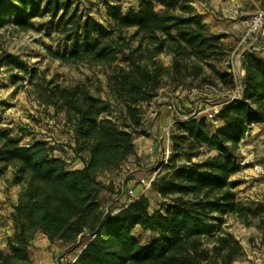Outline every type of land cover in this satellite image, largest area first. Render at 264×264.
Listing matches in <instances>:
<instances>
[{
	"label": "trees",
	"instance_id": "1",
	"mask_svg": "<svg viewBox=\"0 0 264 264\" xmlns=\"http://www.w3.org/2000/svg\"><path fill=\"white\" fill-rule=\"evenodd\" d=\"M156 2L163 8L158 13ZM71 0H0L1 31L11 25L19 31H41L37 18L57 21L68 46L54 57L66 61L112 64L125 55L127 68L110 78L114 100L125 113L115 119L112 104L94 94L86 85L53 86L47 102L66 113L74 131L75 157L88 155L83 169L55 155L50 141L21 144L9 130L0 131V175L11 169V185L21 186L11 220L14 235L8 237L10 253L0 248V264H32L29 247L38 234L50 242L76 246L86 234L91 237L72 264H233L243 247L223 226L226 216L247 222L248 209L237 199L232 180L241 170L240 144L253 124L264 123V58L247 53L242 99L224 104L217 115L226 129L211 131L205 117L178 124L171 137L172 156L165 172L152 189L166 201L164 211L150 212L149 200L140 196L116 213L104 216L100 194L106 186L99 176L122 167L136 153L135 133L143 124V105L158 94L164 73L183 78L198 76L201 66L189 72V62L207 63L224 56V34L211 33L194 8L180 0H140L137 9L124 12L119 4L104 2L114 23L108 29L91 15H70ZM135 29L140 36L136 51L126 54L128 39L122 33ZM118 34V36H117ZM150 62L134 57L142 43ZM172 55L173 64L164 68L154 60L156 53ZM0 59V72L6 66ZM183 68V69H182ZM20 69H26L20 66ZM30 75L37 70H30ZM222 86L231 91L234 75L216 71ZM206 81V80H205ZM217 154L192 163L202 148ZM179 158L191 164L178 166ZM141 227L155 234L142 245L134 230ZM102 231L100 232V230ZM96 235L95 238L93 236Z\"/></svg>",
	"mask_w": 264,
	"mask_h": 264
},
{
	"label": "rangeland",
	"instance_id": "2",
	"mask_svg": "<svg viewBox=\"0 0 264 264\" xmlns=\"http://www.w3.org/2000/svg\"><path fill=\"white\" fill-rule=\"evenodd\" d=\"M106 1L113 4L118 2L124 12H127L130 9H137L140 0H71L70 15H91L106 28L114 29V23L108 18L104 6ZM155 10L161 13L163 8L156 2ZM246 17L247 15H243L240 24L244 19H247ZM34 22L37 27L44 26L41 31H19L11 25L1 31L3 51L0 52V59H6L7 64L0 72V131L9 130L13 135L12 137L19 140L23 145L31 144L37 139L51 138L49 141L51 144L54 143L56 147L55 155L68 160L73 168L77 159L80 158L74 157V153L71 151L74 131L66 122L65 111L47 102L48 90L53 86L86 85L94 94L109 101L112 104V116L115 119H120L122 114L125 113V107L114 100L110 89V78L120 68H127L128 63L124 54H119L118 59L112 64L103 63L100 65L88 61L58 59L54 57L53 53H62L68 43L65 35L59 31L57 21L50 22V18L46 16L37 18ZM134 33L135 29H128L122 33L123 37L128 39L127 48H130L127 49L126 54H129L130 50L136 51L139 48L140 36L132 38ZM231 51L232 49L228 44L225 47L224 56L218 60L211 59L207 63L189 62V72H192V68L196 66L202 67L200 74L195 77L189 76L183 68L184 77L180 79H177L174 74L164 73L161 77L157 96L150 103L143 105L144 123L151 118L152 112L158 110L162 105L167 107L169 104H174L178 108L180 116L183 117L207 108H200V104H206L210 108L221 101L222 99L217 100L216 98L221 84L216 71L229 70L228 59ZM140 56H143L144 62H150L149 55L146 52V42L142 43L139 52L134 53V57L138 58ZM154 56V60L164 68L169 69L172 67L173 58L171 54L162 52L156 53ZM20 66L26 69H20ZM30 70H37V74L30 75L28 73ZM183 91L190 93L181 95ZM206 100L208 101L204 102ZM168 112L171 115L169 110ZM201 117H203V114L198 118ZM172 120L171 115L170 121ZM207 122L211 131L219 129L217 117L215 122L211 120H207ZM50 124H53L55 129H48ZM176 129L177 126H174L170 130L171 137ZM49 130L54 134L51 137L48 136ZM255 151L256 158L253 160L259 161L254 164L243 163L245 171L236 174L232 178V180L239 181V185L234 191L237 199L247 207L249 215L247 222L233 215L225 217L226 224L223 228L233 234L243 247L242 257L233 264H264V169H260V162L264 160V151L261 152L258 149H255ZM216 154L215 151H209L204 147L192 163L206 161ZM138 160V156L134 155L119 169L106 171L101 176L103 178H109L112 175L123 176V178H126L125 183H127L134 180L136 175L141 173L143 175L136 182L137 186H141L140 180L145 179L148 181L155 173L159 177L165 172V167H161L162 159L158 156L155 157L156 161L150 166L142 167ZM187 164L191 163L185 158H179L177 161L178 166ZM11 178V169L0 175V248L5 253H10L7 239L13 236L15 232L9 211L12 206V196L19 189L21 191V186L9 183ZM123 185L122 181L116 187L113 185L111 194H109L110 192H108L109 195L106 193L102 199L101 203L105 217L112 211L113 213L118 212L116 211L117 208L113 206L115 199L125 196L127 202L131 201L132 198L127 192L123 193ZM142 196L149 200L150 212L164 211L166 201L152 188L145 191ZM4 202L8 205H4ZM134 234L144 246L148 245L155 237L154 233L141 227H137ZM39 236L40 234L36 238ZM89 239L90 235L86 234L76 246L69 249L66 246L70 244L65 243L66 249L64 248L61 251L59 257L54 256L52 258L51 251L46 250L49 259L43 261L42 258L40 263L31 260L32 264H69ZM39 244L43 245L42 242Z\"/></svg>",
	"mask_w": 264,
	"mask_h": 264
},
{
	"label": "crops",
	"instance_id": "3",
	"mask_svg": "<svg viewBox=\"0 0 264 264\" xmlns=\"http://www.w3.org/2000/svg\"><path fill=\"white\" fill-rule=\"evenodd\" d=\"M181 3L191 5L195 12L202 17L203 23L207 26L208 30L214 34H224L225 38L223 39V44L230 45L232 47L236 42L235 40L239 38L245 28L246 22L248 18L256 13L264 4V0H180ZM119 4L118 2H115ZM123 9V8H122ZM124 11V10H123ZM243 15H247V19L240 21L243 18ZM3 70V68H2ZM242 76H245V71L243 69L240 70ZM190 93L188 91H183L181 95ZM217 100L223 99L225 95L221 93V91L217 92ZM208 100L204 101L207 102ZM202 102V101H201ZM220 102V101H219ZM208 107L206 104H200V108ZM159 115L157 118H150L147 122L144 123L143 120V128L137 129L135 133V145H136V153L135 156L139 158V164L143 166H150L156 160V155L150 154L148 149L157 142L158 139L166 138V127L170 123V117L167 107L162 105L159 109ZM151 117V116H150ZM217 117V116H216ZM52 123V122H51ZM218 128L221 130H225L226 126L222 121H219ZM48 129H55L53 124L48 126ZM49 130V131H50ZM54 135L51 131L48 134L49 137ZM11 136L12 133H11ZM46 138V137H45ZM40 139H37L38 141ZM44 140H51V138H46ZM35 142V141H34ZM33 143V142H32ZM54 145V143H52ZM71 146H75V140L72 138ZM255 149L264 151V123L262 124H253L245 137V139L240 144V152L241 158L239 160V164L241 166V170L239 173L244 172L243 163H255L259 160H253L256 158ZM72 151V148H71ZM216 152V151H215ZM73 153V151H72ZM217 153V152H216ZM74 155V154H73ZM75 157V155H74ZM88 159V155H85L84 158H79L75 162L74 169H83L85 167V161ZM261 170L264 169V160L260 162ZM238 173V174H239ZM264 173V172H263ZM143 174H137L134 180H130L125 183L126 178L123 176L112 175L109 178H103L101 175L99 176V181H101L106 189L102 191L100 194V201L105 197L106 193L113 191V185L116 187L122 181L123 191L128 192L129 190H134L138 196L143 195V191L141 186H137L136 182L141 178ZM20 189L14 192L12 196V206L9 208L10 213L12 214L14 211V206L17 204L19 199ZM108 194V195H109ZM129 202V201H128ZM124 197H120L115 199L114 207L117 208L116 211H119L121 206L128 204ZM4 205H8V203L4 202ZM15 231V230H14ZM11 235V234H10ZM40 242L43 245L39 244ZM41 245V246H40ZM65 243L62 241H57L55 243L50 242L48 237L44 234H40L38 238L33 242L32 246L29 247V255L31 260H36V263L42 262L44 259L47 261L49 259V255L46 254V250H50L51 257H59L61 251L64 248L69 249L72 245H68L65 247ZM84 245L74 256L73 260L69 263L72 264L78 258L82 250L85 248Z\"/></svg>",
	"mask_w": 264,
	"mask_h": 264
},
{
	"label": "built area",
	"instance_id": "4",
	"mask_svg": "<svg viewBox=\"0 0 264 264\" xmlns=\"http://www.w3.org/2000/svg\"><path fill=\"white\" fill-rule=\"evenodd\" d=\"M232 51L229 55L228 64L229 71L234 75L235 87L233 90H226L222 84L219 85V90L225 95V97L217 104L211 106L210 108H205L204 110H199V112H194L189 116H180L178 108L174 104H169L167 106L170 111L173 120L166 127V139H158L149 149V153L160 157L162 160L161 167H165L172 156V141L170 130L174 126H178L181 122H186L190 119H196L203 114L207 120L215 122V118L222 109L224 104L232 101L240 100L244 94L243 80L245 76H242L240 70L243 69V58L247 53H255L258 56L264 58V4L261 8L254 14H252L245 25L244 31L236 43L231 47ZM245 71V70H244ZM246 73V72H245ZM159 111L156 109L152 112L151 118H157ZM143 128V124L139 129ZM165 139V141H164ZM69 162V161H68ZM158 178L157 173H155L148 181L145 179L140 180L143 193L152 188L153 182ZM123 193H125L123 191ZM127 194L132 198V200L139 198L135 191L129 190ZM130 201V202H131ZM129 203V202H128ZM126 205V204H125ZM123 205V206H125ZM121 206V208L123 207ZM111 213V212H110ZM109 213V214H110ZM113 213V211H112ZM102 229L100 230V232ZM91 237V236H90ZM96 235L93 236L95 238Z\"/></svg>",
	"mask_w": 264,
	"mask_h": 264
}]
</instances>
